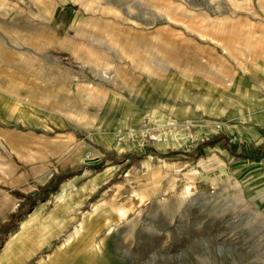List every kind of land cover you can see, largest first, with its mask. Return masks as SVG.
Listing matches in <instances>:
<instances>
[{
    "label": "rangeland",
    "instance_id": "1",
    "mask_svg": "<svg viewBox=\"0 0 264 264\" xmlns=\"http://www.w3.org/2000/svg\"><path fill=\"white\" fill-rule=\"evenodd\" d=\"M223 17L264 36V0H0V96L45 116L0 118V250L60 196L76 208L15 264H44L85 222L76 264H264V179L227 150L243 157L264 123V43L230 54L199 33ZM221 61L230 75L209 72ZM84 166L117 171L81 198L61 184Z\"/></svg>",
    "mask_w": 264,
    "mask_h": 264
},
{
    "label": "bare ground",
    "instance_id": "2",
    "mask_svg": "<svg viewBox=\"0 0 264 264\" xmlns=\"http://www.w3.org/2000/svg\"><path fill=\"white\" fill-rule=\"evenodd\" d=\"M156 6L160 9L161 12H166L167 15L170 16V12L166 8V5L160 2L159 5ZM164 15L167 19H172V17H168L166 14ZM227 19L230 18L223 17L221 19V22L218 24L217 29L212 31L208 30L209 32L207 33L199 31V33L206 37H212V40L216 41L219 46L226 48L230 54L234 52V44L241 43L244 47L243 52L246 53V55L252 56L257 54L260 55L262 53L260 56L262 57V59H264V52L261 51L260 53L259 51V45L261 43H264V36L257 37L254 33L243 31V29L238 28L236 26V23H234L233 21L229 25H225ZM213 25L215 26L216 24ZM104 32L108 37H111L112 40L119 39V34L117 32L115 34L110 33V30L108 28ZM256 45L257 48L255 49ZM250 52H252V54H250ZM252 67H259L264 71V61H262V63L258 65L253 64ZM239 68H241V70L245 73L250 70L248 64L245 62L239 63ZM223 69H226L225 73L229 75L231 74L228 71L229 67L226 66L223 61H221L218 66H214L213 68H211L209 72L217 73V71L220 72ZM230 83H232L231 80H225V85L228 84L227 86L232 87L233 84L229 85ZM62 198V196H60L59 199L57 198V212L55 211L47 217H42L41 210H38L35 214L31 215L29 219L21 223L18 232L12 234L9 237L10 239L2 250L0 254V264H15L19 262L23 257H30L42 246H45L48 243L49 239L56 236L59 231L61 232L63 227L59 226V223L61 221L60 217H63L66 214H71L76 209L73 208L72 205H68L69 203H62L60 200ZM98 208L99 207L96 206L93 212H97L99 210ZM61 210H65V213L57 215L56 213ZM36 224L38 225L36 226ZM84 224H86V222ZM84 224L80 223L78 226H76L74 231L68 235L65 242L55 250L53 255L50 256L44 264H76L78 258H84L87 252H89L86 250L92 249L90 247L91 243L85 240V237H87L85 234L88 231L86 230V226Z\"/></svg>",
    "mask_w": 264,
    "mask_h": 264
},
{
    "label": "crops",
    "instance_id": "3",
    "mask_svg": "<svg viewBox=\"0 0 264 264\" xmlns=\"http://www.w3.org/2000/svg\"><path fill=\"white\" fill-rule=\"evenodd\" d=\"M44 27L46 26L44 25ZM26 40V38H22L20 31H15L14 33H12V41L14 42L16 47H21L25 43L24 41ZM7 62L9 63V61ZM11 66L13 67V65ZM261 104L263 105L261 109L264 111V103L262 102ZM10 113L12 114V118H14L16 121L28 120L34 122L35 124L43 123L45 118V116H41L38 111L30 109L25 110L24 107H20L18 105H11L9 104V101L6 102L5 98L0 96V118L4 121H9ZM255 125L257 127L251 126L254 130L252 135L253 138L251 140H248L250 141L248 143H251V146L248 145L242 147V149H244L245 151L243 157L239 150V148L241 147L237 144H234V142H231L233 143V146L231 145L229 148H227V150L230 152L231 156L233 157V160L238 161L237 167L240 168L239 171L244 173L247 170V175L255 179V176L257 177V175H254L255 173L253 172V170L255 171L259 169V172H261L259 175H262L261 177L264 179V158L261 159V154H264V123L255 122ZM259 161H261V166L257 169H254L257 165H259ZM105 171H111L109 172V174L111 175L108 176L104 174ZM116 171V167L113 169V171L111 167L100 172H93L92 168L84 166V168H81L80 172H78L77 175L63 182L61 184V188L64 184L74 179H78L75 182V187L77 186L80 189V193H82L81 198L88 197V194H90L91 197V195L93 194L91 191L93 186L96 184L97 187H99L100 184H102L107 178H110ZM262 182H264V180ZM89 191L91 192L88 193ZM3 249L4 247L0 250V254Z\"/></svg>",
    "mask_w": 264,
    "mask_h": 264
},
{
    "label": "built area",
    "instance_id": "4",
    "mask_svg": "<svg viewBox=\"0 0 264 264\" xmlns=\"http://www.w3.org/2000/svg\"><path fill=\"white\" fill-rule=\"evenodd\" d=\"M86 158L92 159L91 154H88Z\"/></svg>",
    "mask_w": 264,
    "mask_h": 264
}]
</instances>
